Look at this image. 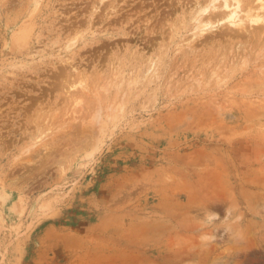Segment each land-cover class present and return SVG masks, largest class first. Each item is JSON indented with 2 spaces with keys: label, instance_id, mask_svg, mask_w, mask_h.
<instances>
[{
  "label": "rangeland",
  "instance_id": "rangeland-1",
  "mask_svg": "<svg viewBox=\"0 0 264 264\" xmlns=\"http://www.w3.org/2000/svg\"><path fill=\"white\" fill-rule=\"evenodd\" d=\"M262 4L0 0V264H264Z\"/></svg>",
  "mask_w": 264,
  "mask_h": 264
},
{
  "label": "bare ground",
  "instance_id": "bare-ground-1",
  "mask_svg": "<svg viewBox=\"0 0 264 264\" xmlns=\"http://www.w3.org/2000/svg\"><path fill=\"white\" fill-rule=\"evenodd\" d=\"M207 1V0H206ZM216 1V0H214ZM236 2V4L239 3L240 0H231ZM213 3V1H209V4ZM209 4L205 6V8L202 10V13H205L207 9H209ZM230 5H228V7L224 4V8L225 9H229L228 11V15L226 16V20H228L229 23L234 24V25H238L236 24V22H239V20L236 18V12L238 9V5H236L234 8L230 9L229 8ZM210 16L214 17V19L216 20V22L218 23L219 20H217V18L213 15H208L207 17L204 18V20H202L201 27H211V25L208 23V20L210 18ZM223 18H221V20H223ZM264 20V4L261 5V10L258 12V14L255 16V18H250L251 22H258V21H263Z\"/></svg>",
  "mask_w": 264,
  "mask_h": 264
},
{
  "label": "clouds",
  "instance_id": "clouds-1",
  "mask_svg": "<svg viewBox=\"0 0 264 264\" xmlns=\"http://www.w3.org/2000/svg\"><path fill=\"white\" fill-rule=\"evenodd\" d=\"M211 215L215 216L216 214L215 213H212Z\"/></svg>",
  "mask_w": 264,
  "mask_h": 264
}]
</instances>
